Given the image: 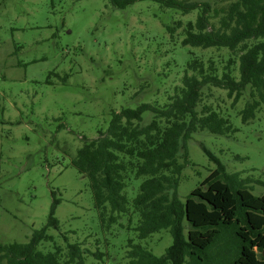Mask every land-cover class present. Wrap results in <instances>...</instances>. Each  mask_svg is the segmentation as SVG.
<instances>
[{
	"label": "rangeland",
	"instance_id": "obj_1",
	"mask_svg": "<svg viewBox=\"0 0 264 264\" xmlns=\"http://www.w3.org/2000/svg\"><path fill=\"white\" fill-rule=\"evenodd\" d=\"M196 15L161 10L152 1L114 9L108 0H0V242L28 241L52 212L58 223L47 233L54 241L38 248L65 246L66 237L86 249L84 264H125L129 239L156 256L171 245L167 230L137 239L126 218L124 227L103 231L88 179L70 158L83 137L92 139L107 127L112 111L165 104L189 58L227 57L224 49L182 46L181 29L172 37L167 33L166 24H185ZM207 93L208 102H219L231 115L237 131L192 135L179 197L184 200L219 165L227 174L238 172L253 194L262 195L264 114L244 124L236 110L245 100L230 109L224 91ZM150 117L144 113L145 122ZM140 182L131 181L128 197ZM236 247L225 235L212 253L228 264Z\"/></svg>",
	"mask_w": 264,
	"mask_h": 264
},
{
	"label": "trees",
	"instance_id": "obj_2",
	"mask_svg": "<svg viewBox=\"0 0 264 264\" xmlns=\"http://www.w3.org/2000/svg\"><path fill=\"white\" fill-rule=\"evenodd\" d=\"M108 1L114 9L152 1L161 10L182 15L197 11L194 21L166 24L167 33L172 37L181 29L182 46L224 49L227 57L189 58L181 84L165 104L142 102L114 110L96 137H83L70 164L88 179L101 229L124 227L126 218L125 226L137 239L161 230L171 234L172 243L160 256L129 239L125 264H222L212 248L225 235L237 243L228 264H264V193L253 194L238 172L227 174L219 165L184 200L178 194L192 135L237 131L226 109L208 102L212 96L207 91H224L230 109L245 100L236 110L244 124L264 114V0ZM145 112L151 115L147 122ZM139 178L135 195L128 197L126 188ZM57 223L51 212L47 224L34 229L28 241L0 242V264H84L86 249L66 237L65 246L38 248L54 241L47 228Z\"/></svg>",
	"mask_w": 264,
	"mask_h": 264
}]
</instances>
